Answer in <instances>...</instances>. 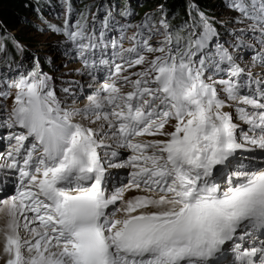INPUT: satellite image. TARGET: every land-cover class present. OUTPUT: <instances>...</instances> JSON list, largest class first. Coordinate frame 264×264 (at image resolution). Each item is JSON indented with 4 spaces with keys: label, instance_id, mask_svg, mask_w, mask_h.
<instances>
[{
    "label": "snow or ice",
    "instance_id": "snow-or-ice-1",
    "mask_svg": "<svg viewBox=\"0 0 264 264\" xmlns=\"http://www.w3.org/2000/svg\"><path fill=\"white\" fill-rule=\"evenodd\" d=\"M227 7L245 24L225 28L227 40L217 28L227 22L196 4L178 26L163 15L119 24L128 48L107 39L118 23L110 9L91 23L82 12L75 23L48 24L83 69L106 64L110 75L77 107L72 85L85 86L65 81L58 94L41 67L54 60L33 53L32 70L7 85L14 95L0 90L12 100L0 120L8 130L0 133L8 142L0 152L4 264H221L227 252L234 264H264V0ZM118 14L133 15L127 6ZM129 28L136 31L124 36ZM109 44L122 64L94 59ZM13 46L23 56L25 46ZM240 49L253 53L243 67ZM233 107L247 131L225 110ZM116 169L128 179L111 183Z\"/></svg>",
    "mask_w": 264,
    "mask_h": 264
},
{
    "label": "rangeland",
    "instance_id": "rangeland-1",
    "mask_svg": "<svg viewBox=\"0 0 264 264\" xmlns=\"http://www.w3.org/2000/svg\"><path fill=\"white\" fill-rule=\"evenodd\" d=\"M34 3L36 2H41V1H48L49 6L46 8L44 12L40 11L41 19H38L35 17V14L28 15V17L25 19L26 22H20L17 23V26L13 32L1 34L0 32V48H3V39L5 38V35H10L13 37L15 34H19L20 36L22 35L23 37H26V42H20L25 46V49L29 51L30 56L28 54L21 56L18 60V68L16 70L10 69L8 66H3L1 63L3 52L0 51V90L7 91L14 95L15 93V88H8L7 85L11 84L13 80L18 79L19 75L21 73H26L27 71L32 70V54L35 53L37 56H39L41 59L45 56H50L54 60V64H49L48 69L46 72L49 75H53L55 79V86L57 93L62 95L60 93V88L61 87H67L69 86L65 81H78L79 83L83 84V86L87 87L90 83L86 82V78H84L85 70L83 69V66L80 64V59L75 56L74 50L71 48V46L68 44L66 39L60 35L59 33H53L50 30H47L48 24L52 25H58L61 26V24L64 22V20L67 18L70 20V23L74 22L75 16H76V10H74V6L71 4V17L69 18L67 15V4L65 3V0H31ZM78 0H70V3L72 2H77ZM131 2H135V0H130ZM211 3L215 4L217 0H210ZM89 5L87 4L85 6L88 13V19L89 22H92V11L93 9L88 7ZM90 10V11H89ZM216 10V9H215ZM215 12H218V16L216 18L221 19L222 21H229V20H234L235 17L238 16L237 12H234L229 9H217ZM96 13V12H93ZM119 24H126L123 19L117 18L116 20ZM245 23H250V21H246ZM98 26V25H97ZM245 24H232L229 26V29L232 27H244ZM136 29H127L123 35L124 36H131L133 32H135ZM249 37L252 35L251 33L248 34ZM121 37V32L120 30L114 31L112 29H109L107 33V39L109 41L115 39L118 44H122L124 48H128L132 45V41L128 39H120ZM157 39H160V37H157ZM228 39V36L226 37L225 40ZM14 41V39H13ZM151 43L155 44L156 41H152ZM67 48V51H66ZM16 49V48H15ZM106 50H113L111 45L105 49ZM115 50H120L119 47H117ZM240 51V50H238ZM102 53L97 50L96 55H101ZM148 58L151 59L153 58L154 55L157 54H147ZM242 57L246 56L242 60H240L241 66H245L249 59H247V54L246 55H241ZM251 61V59H250ZM123 63V61H122ZM127 67V65H125ZM80 68L83 71L82 75L77 74L74 70ZM132 70L133 72H138L140 71V67L128 69ZM251 71L254 73H257L259 70L257 68L252 67ZM132 73V72H131ZM130 73V74H131ZM261 73V71H259ZM207 74H211L210 72H207ZM134 78V77H133ZM132 78V79H133ZM92 87L94 88L95 85L91 84ZM72 87L80 94V90L75 88V85H72ZM99 87V86H97ZM93 91L89 89L86 91V95H91ZM83 95H79V103L76 105L77 107H83L85 103H87V100L81 97ZM12 103V100L9 98L7 100L0 99V114L3 113L4 116H6V112L4 109L8 108ZM80 119V118H79ZM14 142V141H13ZM12 142V143H13Z\"/></svg>",
    "mask_w": 264,
    "mask_h": 264
},
{
    "label": "trees",
    "instance_id": "trees-1",
    "mask_svg": "<svg viewBox=\"0 0 264 264\" xmlns=\"http://www.w3.org/2000/svg\"><path fill=\"white\" fill-rule=\"evenodd\" d=\"M227 1L229 0H217L215 4L210 0H78L73 2L74 7L77 9L78 18L82 12H87L85 6L93 8L95 5H100L101 9H111L113 12L117 10L122 11L126 6L133 13L130 17L133 22L140 18L145 19L146 16H153L156 20H159L163 15L173 25H180L188 19V13L190 11L189 5L196 4L206 15L210 17L218 16L217 9H223ZM48 1H41L34 3L31 0H0V32L1 34L13 32L17 26V23L26 22L28 15L35 14L37 17L39 11L45 9L48 5ZM163 5V11L157 9ZM216 9V10H215ZM39 19V18H38ZM219 19V18H218ZM221 20V19H219ZM13 39L19 42H26V37L15 34L12 36L5 35L4 46L5 54L3 55L5 63H14L18 58V53L14 49Z\"/></svg>",
    "mask_w": 264,
    "mask_h": 264
},
{
    "label": "bare ground",
    "instance_id": "bare-ground-1",
    "mask_svg": "<svg viewBox=\"0 0 264 264\" xmlns=\"http://www.w3.org/2000/svg\"><path fill=\"white\" fill-rule=\"evenodd\" d=\"M135 194H142V193H137V192L127 193L128 196H132ZM4 221H5V216L3 213H0V227L4 225ZM21 234L22 235L24 234L23 231L21 232ZM3 244H4V237H3V234H0V257H3L4 255L3 254ZM4 259H6V257H4L3 259H0V264H4Z\"/></svg>",
    "mask_w": 264,
    "mask_h": 264
}]
</instances>
